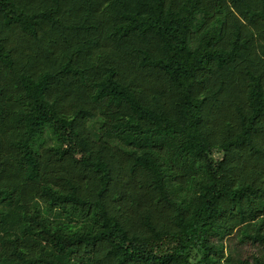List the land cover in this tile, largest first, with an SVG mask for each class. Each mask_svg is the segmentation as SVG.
Listing matches in <instances>:
<instances>
[{
    "label": "trees",
    "instance_id": "16d2710c",
    "mask_svg": "<svg viewBox=\"0 0 264 264\" xmlns=\"http://www.w3.org/2000/svg\"><path fill=\"white\" fill-rule=\"evenodd\" d=\"M0 264H264V0H0Z\"/></svg>",
    "mask_w": 264,
    "mask_h": 264
},
{
    "label": "rangeland",
    "instance_id": "374dc122",
    "mask_svg": "<svg viewBox=\"0 0 264 264\" xmlns=\"http://www.w3.org/2000/svg\"><path fill=\"white\" fill-rule=\"evenodd\" d=\"M220 157H222V154L220 153L215 154V158H220ZM243 249L246 250L247 252H250V248L248 246L243 247Z\"/></svg>",
    "mask_w": 264,
    "mask_h": 264
}]
</instances>
